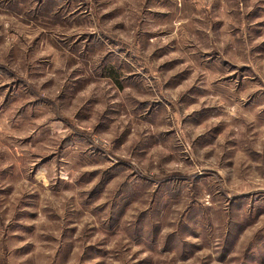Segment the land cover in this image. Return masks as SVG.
Returning a JSON list of instances; mask_svg holds the SVG:
<instances>
[{"label":"rangeland","instance_id":"1","mask_svg":"<svg viewBox=\"0 0 264 264\" xmlns=\"http://www.w3.org/2000/svg\"><path fill=\"white\" fill-rule=\"evenodd\" d=\"M0 264H264V0H0Z\"/></svg>","mask_w":264,"mask_h":264},{"label":"trees","instance_id":"2","mask_svg":"<svg viewBox=\"0 0 264 264\" xmlns=\"http://www.w3.org/2000/svg\"><path fill=\"white\" fill-rule=\"evenodd\" d=\"M108 72H109V73H111V72H113V70H112V69H110V70H108ZM114 73H115V72H114ZM112 74H113V73H112ZM112 77H114V76H112Z\"/></svg>","mask_w":264,"mask_h":264}]
</instances>
